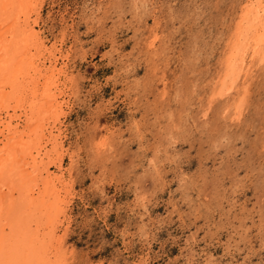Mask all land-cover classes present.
Instances as JSON below:
<instances>
[{
	"label": "rangeland",
	"instance_id": "374dc122",
	"mask_svg": "<svg viewBox=\"0 0 264 264\" xmlns=\"http://www.w3.org/2000/svg\"><path fill=\"white\" fill-rule=\"evenodd\" d=\"M240 3L43 1L47 44L63 36L70 51L53 154L72 177L58 231L75 264H264V70L236 121L201 89ZM154 16L158 34L172 36L162 47L143 39ZM104 129L120 137L105 171L90 151Z\"/></svg>",
	"mask_w": 264,
	"mask_h": 264
},
{
	"label": "bare ground",
	"instance_id": "6f19581e",
	"mask_svg": "<svg viewBox=\"0 0 264 264\" xmlns=\"http://www.w3.org/2000/svg\"><path fill=\"white\" fill-rule=\"evenodd\" d=\"M43 1L0 0V264H75L66 255L73 250L66 253L62 246L65 232L58 231L67 215L72 177L62 168V157L53 154L63 147L56 120L67 102L65 89L72 82L67 74L70 51L61 49L63 36L47 44L39 26ZM154 17L156 25L149 38L143 39L148 47H162L163 37L172 36L158 34L160 19ZM227 35L212 70L213 79L201 89L210 92L211 101L220 99L221 111L236 121L245 109L258 68L264 70V0H241ZM140 41L135 42L137 50ZM202 103L200 109L208 114L211 102ZM105 132L90 141L91 160L103 171L107 152L120 138L116 130Z\"/></svg>",
	"mask_w": 264,
	"mask_h": 264
}]
</instances>
